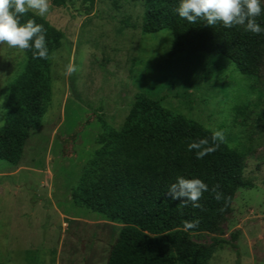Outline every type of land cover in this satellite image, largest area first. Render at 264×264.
I'll use <instances>...</instances> for the list:
<instances>
[{"label":"rangeland","instance_id":"374dc122","mask_svg":"<svg viewBox=\"0 0 264 264\" xmlns=\"http://www.w3.org/2000/svg\"><path fill=\"white\" fill-rule=\"evenodd\" d=\"M51 4L44 18L65 38L51 56L42 126L30 131L18 165L0 159V262L107 264L120 223L77 205L71 192L104 125L120 128L136 96L145 94L222 131L244 154L248 185L238 188L216 230L191 239L213 246L208 264H264V71L257 82L223 55L172 54L171 29L141 30L145 0ZM26 61L25 51L0 44V127L10 82ZM70 63L77 71L68 75Z\"/></svg>","mask_w":264,"mask_h":264},{"label":"trees","instance_id":"16d2710c","mask_svg":"<svg viewBox=\"0 0 264 264\" xmlns=\"http://www.w3.org/2000/svg\"><path fill=\"white\" fill-rule=\"evenodd\" d=\"M145 1L141 30L154 33L171 29L172 54L201 51L223 55L239 72L259 81L264 71V33L253 34L244 26L225 28L218 23L211 27L203 21L191 24L175 11L179 0ZM53 2L60 4L61 0ZM28 19L46 29L49 56L38 59L33 57L34 48L25 51V67L10 82L6 116L0 127V159L14 165L21 161L30 131L42 126L52 94L51 56L65 38V33L46 18L28 12L21 23ZM256 19L264 28V13ZM242 110L238 105L237 111ZM213 132L164 107L162 98L145 94L136 96L120 128L104 125L99 146L85 163L71 197L77 205L120 223L107 264H208L213 246L193 241L191 234L216 230L222 216L232 210L238 188L248 185L244 154L225 140L213 142ZM201 139L218 147L197 158L202 149L190 151L189 144ZM178 177L200 179L208 185L201 208H193L191 203L184 206L168 195ZM217 184L226 199L214 198L211 189ZM195 219L199 226L185 230L184 222ZM238 235V231L233 233V238Z\"/></svg>","mask_w":264,"mask_h":264},{"label":"clouds","instance_id":"9594fccd","mask_svg":"<svg viewBox=\"0 0 264 264\" xmlns=\"http://www.w3.org/2000/svg\"><path fill=\"white\" fill-rule=\"evenodd\" d=\"M52 7L51 0H0V44L21 51L35 49L33 57L47 59L49 50L46 41V29L42 24L36 23L35 19H28L21 23V17L28 12H33L39 17H45ZM179 17L191 24L203 21L206 26H215L218 23L225 28L244 26L246 31L259 35L264 33V28L257 23V17L264 13L261 0H179V6L175 9ZM77 71L76 66L69 64L67 74ZM225 135L216 130L212 134V141H223ZM215 146H208L207 139H201L189 144V150L197 151V158H203L216 150ZM219 185L213 186L211 192L217 201L226 199L220 192ZM209 191L208 185L200 179H186L178 177L173 183L168 195L173 200L182 201L184 206L191 203L193 208H201L200 200L203 193ZM223 211V209H221ZM198 219L185 221V230L195 229L199 226Z\"/></svg>","mask_w":264,"mask_h":264}]
</instances>
